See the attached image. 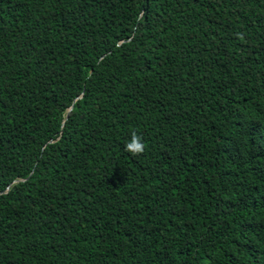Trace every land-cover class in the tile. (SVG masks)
<instances>
[{
	"label": "trees",
	"instance_id": "trees-1",
	"mask_svg": "<svg viewBox=\"0 0 264 264\" xmlns=\"http://www.w3.org/2000/svg\"><path fill=\"white\" fill-rule=\"evenodd\" d=\"M0 264H264V0H0Z\"/></svg>",
	"mask_w": 264,
	"mask_h": 264
},
{
	"label": "clouds",
	"instance_id": "clouds-1",
	"mask_svg": "<svg viewBox=\"0 0 264 264\" xmlns=\"http://www.w3.org/2000/svg\"><path fill=\"white\" fill-rule=\"evenodd\" d=\"M146 145L143 137L136 131H132L129 139L125 143V151L132 155H141L144 153Z\"/></svg>",
	"mask_w": 264,
	"mask_h": 264
},
{
	"label": "water",
	"instance_id": "water-1",
	"mask_svg": "<svg viewBox=\"0 0 264 264\" xmlns=\"http://www.w3.org/2000/svg\"><path fill=\"white\" fill-rule=\"evenodd\" d=\"M71 109H72V108H71ZM71 109H70V110H71Z\"/></svg>",
	"mask_w": 264,
	"mask_h": 264
}]
</instances>
